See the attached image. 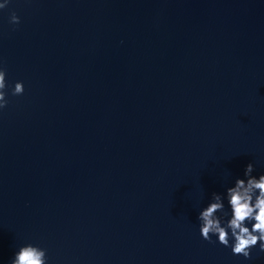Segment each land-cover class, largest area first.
Wrapping results in <instances>:
<instances>
[{"label":"water","instance_id":"obj_1","mask_svg":"<svg viewBox=\"0 0 264 264\" xmlns=\"http://www.w3.org/2000/svg\"><path fill=\"white\" fill-rule=\"evenodd\" d=\"M0 61V264H264L197 219L264 174V0H9Z\"/></svg>","mask_w":264,"mask_h":264},{"label":"clouds","instance_id":"obj_2","mask_svg":"<svg viewBox=\"0 0 264 264\" xmlns=\"http://www.w3.org/2000/svg\"><path fill=\"white\" fill-rule=\"evenodd\" d=\"M9 0L0 3L4 9ZM9 23L18 25L19 17L12 13ZM6 69L0 61V110L8 105L6 99ZM24 93L22 82H15L11 88L12 96ZM254 167L249 163L244 168L245 179L237 178L234 186L228 187L223 195L213 193L208 205L198 214L200 237L230 248L232 255L251 259V250L258 245V253H264V174L252 175ZM225 201L229 211H225ZM220 215H217V214ZM230 213V214H229ZM225 217H228L225 219ZM46 250L33 244L20 246L9 264H46Z\"/></svg>","mask_w":264,"mask_h":264}]
</instances>
